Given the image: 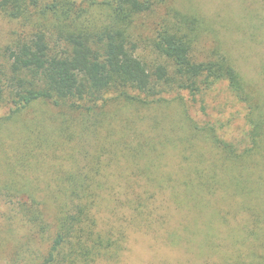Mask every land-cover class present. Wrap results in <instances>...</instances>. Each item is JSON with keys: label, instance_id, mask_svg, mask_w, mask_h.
Instances as JSON below:
<instances>
[{"label": "trees", "instance_id": "trees-1", "mask_svg": "<svg viewBox=\"0 0 264 264\" xmlns=\"http://www.w3.org/2000/svg\"><path fill=\"white\" fill-rule=\"evenodd\" d=\"M168 1L57 0L37 10L26 0H0V12L21 20L20 33L0 48L5 121L31 111L36 103L60 112L48 121L35 117L33 138L40 141L28 144L19 138L17 145L25 147L20 146L15 161L7 160L15 166L12 170L29 164L35 150L41 151L43 162L56 145L51 140L56 130L61 133L77 116L87 126L92 114L105 117L111 106L173 102L190 128L181 145L192 148L201 134L211 147L193 168L180 170L185 182L151 178L157 174L152 161L137 169L136 175L147 177L144 183L126 180L118 184L124 191L119 186L116 191L117 184L84 179L88 175L82 178V172L77 181L75 171L61 168L54 172L55 188L9 170L6 180L0 177V190L14 208L0 217V257H6V264H95L101 259L120 264L133 232L148 229L156 235V224L165 228L166 217L158 218L150 201L166 192L184 222L174 223L160 238L174 248L184 244L192 259L183 264H264V88L247 81L220 45L212 51L204 48L215 30L207 19L170 9ZM161 9L168 14L156 30L151 46L156 58L150 64L139 55L138 40L145 29L143 18ZM253 15L256 27L258 16ZM220 85L242 118L231 135L199 124L192 112L196 108L206 116L207 99ZM182 129L181 122L173 125L175 131ZM122 137L109 135L98 146L101 154L116 155ZM125 148L132 149L128 143ZM132 150L139 155L140 149ZM136 186L144 187L138 193ZM242 213L247 215L243 225L230 227Z\"/></svg>", "mask_w": 264, "mask_h": 264}, {"label": "rangeland", "instance_id": "rangeland-1", "mask_svg": "<svg viewBox=\"0 0 264 264\" xmlns=\"http://www.w3.org/2000/svg\"><path fill=\"white\" fill-rule=\"evenodd\" d=\"M56 1L26 0L28 7L35 6L37 10ZM168 6L170 9L183 13L197 12L207 19L215 30L204 41V48L212 51L220 45L247 81L259 83L264 88V22L261 20V18L264 19V0H169ZM253 12L258 16V20L254 21L256 27H253L251 23L254 19ZM166 13L165 9H161L155 16L143 18L145 29L140 33L142 38L138 40L140 42L138 53L150 64L156 58L151 48L152 42L157 34L156 30L160 28L161 19L166 16ZM19 21L21 20L16 21L0 12V48L9 45L16 38L15 35L20 33ZM207 100L206 116H203L196 108L192 109L199 124L202 122L214 125L228 135L242 125L238 107L230 104L231 98L225 85H220ZM175 106L173 102L149 107L111 106L106 109L108 112L105 117L92 114L87 126L83 125L84 120L77 116L73 124L61 133L56 130V134L52 135L51 140H54L56 145L46 153L43 162L41 151L35 150L29 164L17 165L19 168H16L20 174L12 170L15 166L7 161L16 160L20 146L24 149L25 145H17L19 138L25 139L28 144L29 140L40 141V138H33L35 117L39 115L44 121H48L51 118H58L60 112L50 109L46 104L36 103L31 111L16 115L6 122L4 117L8 114V108L0 106V177L6 180L10 170L39 182H50L52 188H55L58 185L56 179L58 175L56 176L54 172L61 168L70 173L75 171L77 181L81 180L78 178V172H82L84 174L82 178L85 174L88 175L84 179L90 178L103 183L117 184L116 191L117 186L124 191L123 186L118 184H124L128 180L142 185L147 177L139 173V176L136 175L137 169L153 161L155 163L153 173L157 174H153L151 178L163 181L172 179L183 183L187 176L180 170L193 168L197 164L196 160L202 155H208L206 152L211 147L203 142L201 134L200 141L195 142L192 148L181 145L188 138L190 128L183 121V111L175 110ZM126 118H129V121ZM131 120L134 122L131 123ZM180 122L183 124V129L173 130V125ZM50 126L51 131H55L57 125L54 119L50 121ZM109 135L115 140L125 135V139L122 137L121 145L117 146L116 155H111V152L101 154L98 148L105 143L104 140ZM126 143L132 149H140L139 155L135 157L134 150L125 148ZM6 152L7 156H4ZM97 158H99L98 164ZM39 162L42 163L39 164ZM36 163L38 166L35 165ZM95 170H98L100 174H96ZM143 187L136 186L135 191L139 193ZM169 199L170 192L159 194L155 199H151L150 205L153 204V209L157 211L156 216L166 217L165 228L162 229L160 224H156L159 231L156 235L148 229H138L133 232L120 264H183L184 261L192 259L191 256L187 258L184 244L174 248L169 245V242L160 238L166 231L174 228V223L177 226L178 223L184 222ZM11 210H14L12 204L0 190V217L12 212ZM246 216L245 213L240 214L236 220H232L230 227L237 228L239 224L243 225L242 222ZM145 231L150 234L145 235L143 233ZM10 250L12 247L5 252ZM0 264H6L5 256L0 257ZM95 264H111V262L101 259Z\"/></svg>", "mask_w": 264, "mask_h": 264}]
</instances>
